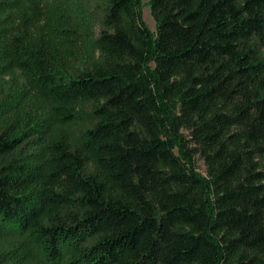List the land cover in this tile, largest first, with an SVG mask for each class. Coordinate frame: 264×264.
<instances>
[{
	"label": "trees",
	"instance_id": "obj_1",
	"mask_svg": "<svg viewBox=\"0 0 264 264\" xmlns=\"http://www.w3.org/2000/svg\"><path fill=\"white\" fill-rule=\"evenodd\" d=\"M52 1L57 44L87 46L65 71L0 0V239L39 264H264V0H150L155 32L142 0Z\"/></svg>",
	"mask_w": 264,
	"mask_h": 264
},
{
	"label": "rangeland",
	"instance_id": "obj_2",
	"mask_svg": "<svg viewBox=\"0 0 264 264\" xmlns=\"http://www.w3.org/2000/svg\"><path fill=\"white\" fill-rule=\"evenodd\" d=\"M14 2L13 13L16 17L21 19H29L35 26L30 31V39L35 45H47L50 43L54 47L58 55L63 56L59 58L58 68L65 71L72 64L80 66L76 60L71 59L72 56L69 52L73 50L74 53L82 54L84 47L81 46V42H69L66 41L65 44L58 45V41H65L63 37L58 36L55 29L60 27L61 16L64 15L67 10L63 4L58 2H53L52 0H9ZM142 14L143 19L149 29L153 32L156 31V21L153 16L150 0H142ZM74 45V47L72 46ZM82 47V48H81ZM59 57V56H58ZM6 81L14 83L15 86H19L24 90L28 91L27 102L23 104L25 113H31V115H26L20 111L17 114L16 119H23L25 116L28 125L35 124L38 121V117L42 111H45L46 104H43L42 99L37 94L36 90L33 89L31 78L24 72L19 70H12L5 76ZM23 114V115H22ZM23 120V121H25ZM197 167L201 174L206 175V168L204 162L201 159L197 160ZM22 239L18 237L3 238L0 239V254L6 252H12L13 261L7 264H39L37 261L32 259H26L24 255V249Z\"/></svg>",
	"mask_w": 264,
	"mask_h": 264
}]
</instances>
